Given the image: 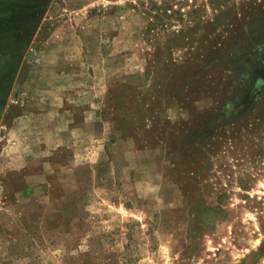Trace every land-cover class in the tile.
Instances as JSON below:
<instances>
[{"label":"rangeland","instance_id":"obj_1","mask_svg":"<svg viewBox=\"0 0 264 264\" xmlns=\"http://www.w3.org/2000/svg\"><path fill=\"white\" fill-rule=\"evenodd\" d=\"M0 264H264V0H0Z\"/></svg>","mask_w":264,"mask_h":264},{"label":"trees","instance_id":"obj_2","mask_svg":"<svg viewBox=\"0 0 264 264\" xmlns=\"http://www.w3.org/2000/svg\"><path fill=\"white\" fill-rule=\"evenodd\" d=\"M262 151L261 150H259V153H261Z\"/></svg>","mask_w":264,"mask_h":264}]
</instances>
